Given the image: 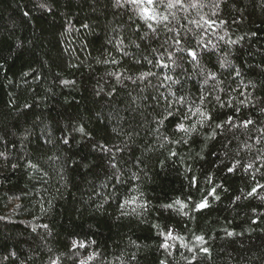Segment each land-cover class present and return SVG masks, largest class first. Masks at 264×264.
<instances>
[{"label": "trees", "instance_id": "obj_1", "mask_svg": "<svg viewBox=\"0 0 264 264\" xmlns=\"http://www.w3.org/2000/svg\"><path fill=\"white\" fill-rule=\"evenodd\" d=\"M149 9L0 0V264H264V0Z\"/></svg>", "mask_w": 264, "mask_h": 264}, {"label": "snow or ice", "instance_id": "obj_2", "mask_svg": "<svg viewBox=\"0 0 264 264\" xmlns=\"http://www.w3.org/2000/svg\"><path fill=\"white\" fill-rule=\"evenodd\" d=\"M118 2H119V0H118ZM145 2H146L147 4H152V3L154 2V0H145ZM176 2L178 3L179 0H176ZM131 3H133V4H139V3H140V0H131ZM174 6H175V5H174L172 2H169V3L167 4V7H168V8H172V7H174ZM192 6L195 7L196 5H192ZM144 12H145V16H146L147 19L155 20V19L157 18L156 15H155V11H154V10H153V12H152L151 15H148L146 9L144 10ZM160 19H161V20H166L167 17H161ZM205 23H207V22L205 21ZM188 55L191 56L193 60H195V59L197 58V53H196L194 50H189V51H188ZM167 66H168V65H166V64H165V65H162V67H167ZM167 78L170 79V77H167ZM190 112H191V110H190ZM195 112H196V113H199V115H200L203 119H211L210 116H208V115L205 114L204 112H201L200 109H199V107H197V108L195 109ZM193 114H194V113H193ZM186 118H187V117H186ZM160 123L163 124V120H161ZM249 123H251V122L249 121ZM217 127H220V125H217ZM177 128H178V130H180V131H184L185 133H187V132H189V131H191V130H194V129H186V128L184 127L183 123L178 124V125H177ZM80 131H83V129H80ZM65 143H67V141H65ZM173 155H175V153H173ZM232 170H233V169L229 168V171H230V172H231ZM193 183H195V181H193ZM253 191H255V189H253ZM214 194H215V189H212V191L210 192V195H214ZM177 203H179V202L177 201ZM206 206H207V200H203L202 202H200L199 204L196 205V208H197V209H204ZM168 207H171V205H168ZM229 235H232V233H229ZM164 238H165V241H167L168 239H175V237H173V236L171 235L170 232L167 233V234L164 236ZM197 239L200 240V241H203V237H197ZM82 246H83V245H81V247H82ZM162 247L168 248L169 245H168L167 243H164V244L162 245ZM204 251H207V249H204ZM82 264H83V262H82Z\"/></svg>", "mask_w": 264, "mask_h": 264}, {"label": "rangeland", "instance_id": "obj_3", "mask_svg": "<svg viewBox=\"0 0 264 264\" xmlns=\"http://www.w3.org/2000/svg\"><path fill=\"white\" fill-rule=\"evenodd\" d=\"M140 2H141V5H142V7H143V12H144V10L146 9L148 15H150V9H149L150 4H147V3L145 2V0H140ZM144 14H145V12H144Z\"/></svg>", "mask_w": 264, "mask_h": 264}]
</instances>
